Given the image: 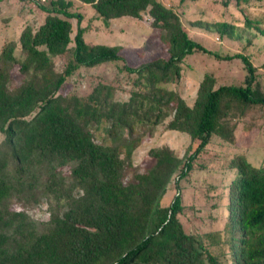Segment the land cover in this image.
Listing matches in <instances>:
<instances>
[{"label":"trees","instance_id":"16d2710c","mask_svg":"<svg viewBox=\"0 0 264 264\" xmlns=\"http://www.w3.org/2000/svg\"><path fill=\"white\" fill-rule=\"evenodd\" d=\"M76 3L91 6L105 25L146 14L163 53L137 63L122 45L88 43ZM40 7L38 26L24 27L18 41L0 50V264H220L227 254L234 264H264L263 163L240 152L230 156L223 231L196 235L180 219V181L213 136L234 142L233 118L264 109L250 60L224 56L242 59L243 83L215 86L205 74L188 104L169 83L180 77L187 54L207 49L173 8L159 0H48ZM214 27L233 30L224 22ZM113 62L132 75L126 99L108 83L79 94L68 82L80 67ZM166 119L167 130L189 136L185 153L153 146L151 164L129 175L134 150ZM28 206L45 208L46 216L33 217Z\"/></svg>","mask_w":264,"mask_h":264},{"label":"rangeland","instance_id":"374dc122","mask_svg":"<svg viewBox=\"0 0 264 264\" xmlns=\"http://www.w3.org/2000/svg\"><path fill=\"white\" fill-rule=\"evenodd\" d=\"M159 1L173 8L179 14L188 35L207 49V52L194 51L184 57L180 77L169 83V88L174 87L188 104H192L198 84L205 74L214 76L215 86L242 84L246 76L242 59L224 57L242 53L255 66V82L264 92V32H261L264 31V0H250L248 4L240 5H235L234 0ZM47 2L48 0H0V50L5 42L18 41L24 27L34 29L38 26L44 17L40 5ZM73 10L80 13L79 25L85 27L84 39L88 43L122 45L125 57L132 54L131 60L137 63L147 60L149 55L163 53L153 37L151 19L146 14L142 19L131 16L114 18L105 25L92 17L93 9L89 5L76 3ZM223 22L233 26L231 34L220 33L215 29L216 23ZM73 23L76 28L75 18ZM130 50L141 54L142 60ZM55 62L60 70L62 58L56 57ZM68 82L79 94H86L98 82L108 83L114 86L116 98L119 99H126L133 88L132 75L122 69L121 62L80 67L70 75ZM166 121L167 119L157 124L154 131L145 136L136 147L129 175L151 164L148 151L153 146L165 144L178 156H183L190 143L189 136L179 131L167 130ZM233 122H236L234 142L213 136L197 158L196 167L180 181L184 204L180 219L185 229L196 235L224 229L228 184L234 175V171L228 167L230 156L240 152L255 165L264 164V109H251L242 116L233 118ZM244 128H247L246 136L243 134ZM2 139L3 134L0 133V141ZM172 186L170 183L169 196H173L175 192L171 190ZM14 207L19 210L18 205L14 204ZM26 210L35 218L46 216L45 208L28 206ZM219 262L234 264L231 254L222 257Z\"/></svg>","mask_w":264,"mask_h":264}]
</instances>
